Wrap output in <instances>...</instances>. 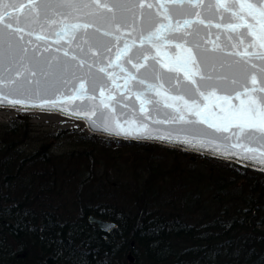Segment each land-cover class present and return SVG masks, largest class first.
<instances>
[{
    "label": "trees",
    "instance_id": "trees-1",
    "mask_svg": "<svg viewBox=\"0 0 264 264\" xmlns=\"http://www.w3.org/2000/svg\"><path fill=\"white\" fill-rule=\"evenodd\" d=\"M0 264H264V173L27 115L0 122Z\"/></svg>",
    "mask_w": 264,
    "mask_h": 264
},
{
    "label": "snow or ice",
    "instance_id": "snow-or-ice-1",
    "mask_svg": "<svg viewBox=\"0 0 264 264\" xmlns=\"http://www.w3.org/2000/svg\"><path fill=\"white\" fill-rule=\"evenodd\" d=\"M213 28L218 34L212 52L223 54L221 67L231 71L215 79L204 71L209 66L205 37ZM0 30L9 50L7 63L0 66V104L55 108L77 100L94 102L99 90V106L78 110L89 119L100 110L106 129L142 137L152 135L147 121L163 101L180 120L187 112L196 123L227 134L225 152L235 150L264 164V0H0ZM33 35L37 43L25 41ZM52 37L60 45L57 53L67 45L63 60L39 51L38 42H44L51 55ZM164 45L179 54H162ZM53 61L67 74L64 86L71 84L70 95L57 89L55 99L48 96L50 71L44 67L51 70ZM85 66L87 73L77 75ZM114 92L124 98L135 95L142 118L110 122Z\"/></svg>",
    "mask_w": 264,
    "mask_h": 264
},
{
    "label": "water",
    "instance_id": "water-1",
    "mask_svg": "<svg viewBox=\"0 0 264 264\" xmlns=\"http://www.w3.org/2000/svg\"><path fill=\"white\" fill-rule=\"evenodd\" d=\"M7 2V0H5ZM27 0H25V3ZM56 0H53V3L55 4ZM11 11V9H9ZM40 23H43V20L40 21ZM36 31L38 32L39 24L34 25ZM217 30L215 28L211 29L210 34L205 37L208 41L207 47L209 49V66L204 69V71L207 74H210L214 77L217 75L220 76H230L231 71L227 69V67L222 68L221 63L224 62L223 54L212 52V41H215ZM202 35H204L202 33ZM28 39H32L33 43H37L35 41V36L32 37H25V41ZM54 37L50 38L48 40V44L52 45L50 49L51 55H49V52L44 51V42H38L40 43V53L45 57L50 59L51 56H59L62 60L63 58V50L67 47V45L64 46V48H61V51L59 53L56 52V48L60 47V45H56L53 43ZM225 38L221 37V40L223 41ZM63 43V42H62ZM187 46V45H186ZM73 48H75V44H73ZM161 53H167L168 56L175 57L179 54V50L175 49L172 45H164L161 48ZM17 59L19 58V54L17 53ZM33 55L32 51L30 50L28 53V56L31 57ZM152 55H155V51H153ZM9 56V50L7 48L6 40L2 34V30H0V66L4 65L8 61ZM230 62V61H229ZM53 68L51 70L47 69V66L45 67L46 71H50L49 76L47 77V85H48V96L49 98L55 99L56 96L54 95L57 89H60L61 91L65 92V94H71V84H69L67 87L64 86V84L61 82L67 74L61 72L60 68L55 65V61H53ZM88 68L85 66V68L78 72L77 75H83L84 73H87ZM176 75V74H171ZM181 79L182 78V74ZM37 79H42L38 75ZM68 79H71L70 76H68ZM73 83H76V81H73ZM119 83H123L122 80L119 81ZM172 83L175 84L176 81L172 80ZM167 87V85H165ZM6 91V90H5ZM121 91H123L121 89ZM171 95H176L177 93L171 92ZM113 95L116 97V101L112 108L114 109L113 113H107L110 117V122H114L118 120L120 123H124L125 120H132V119H141L142 114L139 112V102L135 99V95H130L127 98H124L121 96V92H114ZM154 95V94H152ZM155 99H160L159 97H156ZM187 99V97H186ZM95 104L99 106L100 104V97H99V90L96 92V100L94 102L92 101H75L74 103H70L67 105H60L58 104L57 107H40L38 104L33 105L29 104L26 106L22 105H16L15 107H11L8 104H0V108H8V109H17L21 111L26 112H42V113H54L58 114L60 116L75 119L80 122H82L86 130L91 134H96L102 137H110V138H117V139H123V140H130V141H137V142H145V143H152L157 144L160 146L178 149L181 151H187L191 153H196L199 155H204L208 157H213L216 159H220L223 161H228L235 163L237 165H240L245 168H249L255 171L263 172L264 173V164H261L258 160L253 159H246L242 155H235L233 154L235 150H230L228 152H225V148L228 147L229 142L225 141L223 137L227 134L222 133H216L214 130L209 129L206 125H202L199 123H196V117L190 115L189 113L185 112V120L179 119V113H176L174 109L167 108L164 106L163 101L158 106V109L155 111H152V106L149 105V110L152 111L151 117L148 119L147 123L152 129V135L151 136H142V137H135V136H126L123 134H120L118 131H113L106 129L103 127V121L100 118L101 112L100 110L96 111V115L92 116L91 119H89L88 115L82 114L81 111L78 110L77 106H83L85 109H89L92 107V104ZM127 105V107H125ZM90 114V113H89ZM155 121H159V123H156ZM187 121H193V122H187ZM171 136V139L167 138H161V137H168ZM185 138L187 139H194L192 144L185 143ZM203 140L205 142L204 146H201L198 141ZM211 140L212 144H208L207 141ZM234 142V141H233ZM219 149V150H217ZM87 221L90 224L95 225L101 232L107 233L110 230H112L115 227V223L112 221H109L107 219L97 217L94 215H89L87 217ZM105 237V235H103ZM130 260L131 257H129Z\"/></svg>",
    "mask_w": 264,
    "mask_h": 264
},
{
    "label": "rangeland",
    "instance_id": "rangeland-1",
    "mask_svg": "<svg viewBox=\"0 0 264 264\" xmlns=\"http://www.w3.org/2000/svg\"><path fill=\"white\" fill-rule=\"evenodd\" d=\"M25 115L28 116V122L31 123V125H33L35 128L41 127L44 128L45 130H57V129H66L68 131L79 130L85 133H89L82 122L75 119L66 118L58 114L42 113V112H26L17 109L0 108L1 123H6L11 120H18ZM184 152L189 154L191 153L187 151Z\"/></svg>",
    "mask_w": 264,
    "mask_h": 264
}]
</instances>
